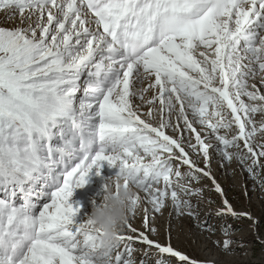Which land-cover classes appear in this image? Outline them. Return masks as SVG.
<instances>
[{
    "label": "snow or ice",
    "instance_id": "1",
    "mask_svg": "<svg viewBox=\"0 0 264 264\" xmlns=\"http://www.w3.org/2000/svg\"><path fill=\"white\" fill-rule=\"evenodd\" d=\"M0 11L27 22L0 27V264H134L127 244L99 251V233L77 219L70 200L93 167L100 174L101 161L146 193L151 210L143 224L153 233L150 219L168 198L177 215L198 218L173 175L207 178L224 197L211 173V148L259 178L264 143L253 137L264 131V121L259 129L255 122L264 115V0H0ZM177 186L186 195L201 192ZM140 201L135 193L129 217ZM222 203L219 214L251 219L228 199ZM126 227L138 231L130 218ZM125 240L178 264H199L171 246L170 234L164 245L145 232L118 237Z\"/></svg>",
    "mask_w": 264,
    "mask_h": 264
},
{
    "label": "rangeland",
    "instance_id": "2",
    "mask_svg": "<svg viewBox=\"0 0 264 264\" xmlns=\"http://www.w3.org/2000/svg\"><path fill=\"white\" fill-rule=\"evenodd\" d=\"M26 24L27 22L21 23L19 14L0 11V27L12 29L24 27ZM86 79L87 74L85 73L80 80L81 90L77 93V102L83 96L84 81ZM255 79L258 81L259 76ZM149 83V81H146L144 86L147 87ZM152 94L153 91L147 92L145 99H150ZM136 102L139 103L140 101L137 100ZM153 107L158 108L159 105L156 104ZM142 118L148 119L146 115ZM262 121H264V115L257 113L255 122L258 129ZM151 122L155 125L158 124L159 120L155 118ZM196 127L199 129L200 126L196 125ZM166 131L170 135H176L171 130ZM253 141L255 144L264 143V131H257ZM206 142L209 144L215 143L211 139ZM230 150L235 151V149ZM190 155L200 167H204L202 157L197 158L191 152ZM210 156L211 173L222 186L224 197H221L214 190L211 180L207 178H202L199 181H190L184 178L177 181V178L173 175V187L182 200L186 199L191 202L192 210L198 213V218L187 214L177 215L172 207L171 199L168 198L161 213L158 214V218L161 220L160 226H156L157 214L154 215L155 224L150 219V225L153 223L151 226L156 229L155 233L150 231L151 237L164 240L166 237L168 239L170 234L171 246L186 254L190 259L198 261L199 264H264V168L259 169V178L254 179L247 172L245 164L240 163L235 157L231 162H224L215 147L210 149ZM246 163H251V161L249 160ZM261 163L264 164V158H261ZM100 164L102 165L99 170L100 174L98 175L96 167H93L86 177L87 183L76 188L70 198L74 206L79 207L78 220L86 219L92 207L101 202L107 179L119 171L117 166H109L107 161H101ZM177 165L178 162L173 160L174 169ZM179 170L183 176H186L187 166H180ZM177 185H189L192 189H201V192L195 195H186ZM158 186L163 188V181ZM133 190L139 194L141 201L136 209L135 217L130 216L129 218L132 226H139L134 222L141 221L144 218L142 210L144 208L151 210V205L146 199V193L134 186ZM2 197L3 190L0 188V198ZM224 198L229 200L237 213H249L251 219L244 216L233 217L230 214H219L220 209L224 207L222 203ZM33 201L39 207L43 198L38 200L34 196ZM15 202L16 204L21 203L19 194ZM183 211L186 213L187 210ZM123 232L125 235L131 234L126 227ZM225 240L230 241L227 248L223 245ZM118 243L121 250L124 249L126 244L133 249L132 259L135 263L137 261L135 256L139 255L137 252L142 247L135 243L134 245L132 241L125 240ZM148 249H145V251ZM159 256L152 253L147 264H151L150 260ZM160 259H163L166 264H178L173 257L163 256Z\"/></svg>",
    "mask_w": 264,
    "mask_h": 264
},
{
    "label": "clouds",
    "instance_id": "3",
    "mask_svg": "<svg viewBox=\"0 0 264 264\" xmlns=\"http://www.w3.org/2000/svg\"><path fill=\"white\" fill-rule=\"evenodd\" d=\"M135 196L126 177L115 174L107 179L101 202L86 217V227L99 233L96 247L103 252L118 243L129 219L130 200Z\"/></svg>",
    "mask_w": 264,
    "mask_h": 264
},
{
    "label": "bare ground",
    "instance_id": "4",
    "mask_svg": "<svg viewBox=\"0 0 264 264\" xmlns=\"http://www.w3.org/2000/svg\"><path fill=\"white\" fill-rule=\"evenodd\" d=\"M36 203V202H35ZM38 205V204H37ZM148 209V208H147ZM144 210H145V208L142 210V212L144 213ZM157 224H156V226L158 227V226H160V222H161V220L158 218V214H157ZM144 219V218H143ZM143 219L141 220V221H135L134 223L135 224H139V226H135L134 224V228H136L138 231L136 232V233H131L130 235H132V236H138L139 235V233L140 232H145V234H147V235H149V237H150V239H152V240H154V241H157V242H159L161 245H164V244H166V243H168V239H167V237L164 239V240H160V239H153L152 237H151V233H150V231H148L145 227H144V224H143ZM153 220V223H154V221H155V218H153L152 219ZM181 220V219H180ZM156 222V221H155ZM153 223L151 224V225H153ZM155 224V223H154ZM155 226V227H156ZM153 227V226H152ZM127 228V227H126ZM128 230V229H127ZM121 235H125L124 234V232L123 233H121ZM153 235V234H152ZM166 236V235H165ZM132 243L134 244H138L139 245V247H142L141 249H144V250H141V249H139L138 250V252H137V254H139V255H136L135 256V260L137 259V261L134 263V264H141V261L142 260H144V261H146V262H148V260L150 259V255L152 254V253H154V254H156V255H160L159 257H157V258H153L152 260H150L151 261V264H155V262H156V260H158V259H160L161 257H163V256H167V257H172V256H170L169 254H161V253H159L158 252V250L155 248V247H151V248H149L148 249V246H146V245H144V244H142L140 241H138V240H133L132 241ZM134 244V245H135ZM145 249H148V250H146L147 251V256H145L144 255V253H145ZM173 258H175V261L178 263V258H176V257H173Z\"/></svg>",
    "mask_w": 264,
    "mask_h": 264
}]
</instances>
